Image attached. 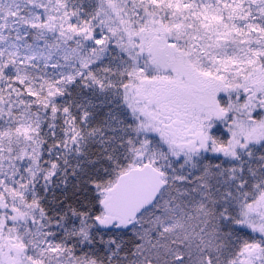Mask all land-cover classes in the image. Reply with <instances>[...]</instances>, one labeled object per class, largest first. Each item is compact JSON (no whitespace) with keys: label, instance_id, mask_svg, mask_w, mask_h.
<instances>
[{"label":"snow or ice","instance_id":"snow-or-ice-1","mask_svg":"<svg viewBox=\"0 0 264 264\" xmlns=\"http://www.w3.org/2000/svg\"><path fill=\"white\" fill-rule=\"evenodd\" d=\"M24 7L30 15H18L10 24L7 16L0 17V42L9 38L3 34L5 28L27 24L35 29L34 39L43 40L44 44L36 45L42 51H34L33 44L26 43L23 47L29 52L25 53L15 42L0 47V119L5 114L13 118L11 123L0 126V264H62L60 257L75 264H96L86 253L74 255L75 245L70 247L66 239L57 237L53 224L62 226L67 216L60 215L55 221L48 216L35 188L41 178L46 181L45 188L53 181L60 170L61 157L45 161L47 168L41 166L45 141L39 135L40 113L32 111L33 105L49 111L52 121L57 113L63 114L65 138L53 147L71 150L70 146H75L79 154L86 136L103 134L100 127H94L85 135L81 127L89 122L93 112L82 108L78 117L69 105L55 102L78 80L83 88L112 92L113 97L107 102L118 99L127 113L113 125L116 117L109 110L107 126L117 133L108 137L109 142H115L104 157L109 167L95 169L85 183L96 190L98 197L107 188L110 200L118 203L123 196L131 195L137 183L151 177L159 189L157 197L162 199L166 193L168 199L164 200L166 207L159 216L150 211L152 206H158L156 199L151 205H137L126 213H113L105 203L103 207L108 211L103 216L71 208L72 214L81 218L73 235L87 240L94 227L127 228L130 224L146 223L148 231L154 225L160 237L155 245L148 242L154 259L163 258L165 264H264V170L250 167L245 175L243 164L227 169L219 163L206 164L190 179L173 167L175 162L182 170L192 160V154L200 150L235 159H239V152H244L252 158L254 145L264 143V131L256 133L257 128L264 130V0H99L87 17L80 16V9L69 10L68 0H25ZM209 10L227 13L228 20L220 15L219 25L203 22L200 18L206 20ZM16 11L22 10L17 6ZM48 33L56 34L55 39L49 41ZM24 38L17 29L16 40ZM110 48L119 52L114 59L120 62L115 66L104 63ZM56 53L64 66L72 70L61 73L57 79L42 76L36 88L29 67H36L32 62L41 58L47 65ZM165 57L167 62L162 63ZM58 66L59 61L53 64ZM164 68L171 69L170 75L174 73L177 80L188 73L193 82L207 88L212 104L208 116L215 123L209 131L211 138L206 137L207 142L202 141L199 147H172L174 142L167 140L157 126L158 121L138 106L136 96L143 88L140 82L155 80ZM10 69L15 70V76L9 75ZM133 88L137 91L133 92ZM13 94L16 100L11 99ZM25 95L32 99L25 100ZM14 107H21L18 115ZM220 123L227 129V140L214 135ZM249 125L255 127L245 133L244 128ZM54 127V123H49V128ZM28 133L35 134L28 136L34 144H25L31 147L32 155L20 148L15 156L3 154L6 144L23 143L21 136ZM25 156L30 164L21 171L14 161ZM182 157L184 162L180 163ZM260 159L264 160V156ZM192 167L197 165L193 163ZM112 173L120 181L115 189L116 181L105 179ZM225 174L227 179L222 180ZM214 180L228 186L222 192L219 188L213 192ZM194 182L192 189L181 187ZM193 193L200 197L194 204L204 223L202 228H191L192 218L179 211L184 198ZM97 203L101 207L99 199ZM140 213H146L148 218L137 220ZM65 234L69 235L67 230Z\"/></svg>","mask_w":264,"mask_h":264},{"label":"trees","instance_id":"trees-1","mask_svg":"<svg viewBox=\"0 0 264 264\" xmlns=\"http://www.w3.org/2000/svg\"><path fill=\"white\" fill-rule=\"evenodd\" d=\"M82 1L88 3V1L92 0ZM93 1L95 6H97V0ZM87 6L88 5H86V7ZM32 37L33 36L29 33L27 40H31ZM118 56L119 52L118 50H115L108 55H105L104 63H110L115 66L120 62L119 59H114V57ZM31 68L32 69H29V72L35 77L36 88H38L41 83L38 76H42V74L44 75L45 73L49 74L51 73V70L54 69L43 65L35 70H33V67ZM112 97V92L101 93L95 87L83 88L78 80L76 83L68 86V92L65 95L58 96L56 98L55 102L58 105H69L72 113L78 117L82 108H87L89 111L94 113L86 125H81L84 129L85 135L88 129L94 127H100L103 134L98 132L95 136H86L85 141L82 143V151L79 154L75 151V146H70L71 150L63 147H54L59 150L57 156L61 157L60 170L57 172L53 181L50 184H47L46 188V181L41 178L36 184V191L42 198L43 206L48 210L47 215L52 217L54 221L59 219L60 215L67 216V219L62 221L63 229H61L60 232L58 230V233L56 234L57 237L66 239V242L70 247L75 245L74 255L80 256L86 253L90 259H94L98 264H165L163 258L159 261L154 259V253L148 243L151 241V243L155 245L160 240L158 232L154 229V225L153 230L150 232L148 231L149 225L146 223L132 224L129 228L131 230H101L99 227H94L90 230L87 240H85L82 235H73V233L78 231L80 227L81 218L79 215L74 216L71 208H76L78 212L88 211L93 215L103 214V210L97 203V200L99 199L100 202L107 188L102 189L101 195L98 197L95 194L96 190H94L90 185L88 186L85 181L93 174L95 169L109 167L108 162L104 159V157L106 155V150H111L115 142H109L108 137L117 135V133L111 132L107 126L108 120L106 117L109 110H111L112 116L116 117V120L112 121L113 125H115L121 117L127 114L126 110L119 106L121 102L118 99L114 100L112 103L107 102L112 99ZM23 98L25 100L32 99L27 95ZM11 99H17L15 94H13ZM89 101L92 102L94 107L89 104ZM100 101H105V103L101 104ZM5 107H7V104ZM13 111L18 115L21 111V107H14ZM32 111H39L40 118L42 120L39 135L45 142L42 145L43 156L39 162L42 167L47 168L48 164L45 163V161L52 159L49 147L53 146L58 140H62V137H65V132L63 131L65 128L64 117L62 113H57V117L55 119V134L57 136L55 135L54 138H52L47 134V130L50 129L49 123H52L51 113L49 111H44L40 105H33ZM12 119V117L5 114L3 119H0V124L4 123V125H7L12 122ZM49 131L52 132L51 130ZM253 150L254 155L252 158H248L247 155H244L239 162L234 163V166L237 167L243 164V167L245 168V175H247V169L250 167L253 169L261 167L262 170H264V160L260 159L261 156H264V143L255 146ZM65 160H67V164L64 163ZM183 162L184 161L182 160L180 161V163ZM175 167L178 172L183 175H187L186 167L181 170L176 163ZM64 169H67V173L64 172ZM74 170L75 174H73ZM42 176L43 173L41 174V177ZM195 176L196 175H189V178L191 179ZM105 179H112L116 181L117 176L115 173H112L111 175L105 177ZM221 179L226 180L227 174H225V176ZM227 186V184L223 183L217 184L214 180L212 191L216 192L217 188H219L222 192ZM181 187L192 189L195 187V182L192 184L181 185ZM217 195H219V193H217ZM165 199H168L166 193L162 199L157 197L156 200L158 206H152L150 211L159 216L163 211V208L166 207V205H164ZM199 199V195L193 193L191 197L184 198V201L179 208V211L182 213L186 212L188 215L198 216V218L191 221L192 223L196 222V228L204 227L202 218L200 217V214L196 210L194 204V201H198ZM209 207H211V205H209ZM141 217L144 219L148 218L146 213H141L140 216L137 217V220H141ZM89 223L91 224L93 221L89 220ZM65 230H67L68 233L70 232L69 235L66 236ZM145 233L147 234L145 235ZM142 235L144 236L143 240L140 239V236ZM112 241H115V243ZM117 244L120 245L119 249L116 248Z\"/></svg>","mask_w":264,"mask_h":264},{"label":"flooded vegetation","instance_id":"flooded-vegetation-1","mask_svg":"<svg viewBox=\"0 0 264 264\" xmlns=\"http://www.w3.org/2000/svg\"><path fill=\"white\" fill-rule=\"evenodd\" d=\"M161 62L166 63L167 58H162ZM170 72L171 69L167 68L160 70L157 78L150 82V85L140 89L138 102L142 103L144 114L158 121L157 126L165 132L167 140L174 142L172 147L176 149L181 147L187 149L191 145L199 147L202 141L207 142L206 137L211 138L209 131L215 123L208 116L212 104L209 101L207 88L193 82L188 73L177 80L175 74L170 75ZM214 135L220 140L229 138L227 129L222 123L217 126ZM257 145L259 144L254 147ZM244 155H246L244 152H239V159H235L200 150L192 154V160L185 165L187 176L198 175L206 164L219 163L225 169L233 167L234 163L239 162ZM181 160L184 161V157ZM193 163L197 165L196 168L192 167ZM188 216L192 218L190 224L192 220L198 218L197 215ZM192 224L197 225L196 222Z\"/></svg>","mask_w":264,"mask_h":264},{"label":"rangeland","instance_id":"rangeland-1","mask_svg":"<svg viewBox=\"0 0 264 264\" xmlns=\"http://www.w3.org/2000/svg\"><path fill=\"white\" fill-rule=\"evenodd\" d=\"M24 3H25V0H0V17L7 16L9 24H10L11 21L13 19H16L18 15H24V16L30 15L29 9L24 7ZM68 3L70 5V9L69 10H71V9H80V16L81 17H87L91 12H93L94 9L97 8L99 1L97 0V3H96L97 6H95L93 0L92 1H88V3H86L85 1H82V0H68ZM86 5H88V6L86 7ZM90 5H91V7H90ZM17 6H19L20 9L22 10L20 13H17V11H16ZM31 7H32V5H29V8H31ZM34 10H38V9H34ZM220 15L224 16V21L228 20V14L227 13H214L211 10L207 11V13H206L207 19L206 20L204 19V17H201L200 19L203 22H205V23H207L209 25L216 26V25L221 24V20L218 19V17ZM75 19L76 18L74 17L73 20L75 21ZM237 22L241 23V24L243 23L242 21H237ZM17 29H19L21 35L25 36V38L23 40H16ZM34 32H35V29L30 28L27 24H16L15 26L5 28L3 34L5 36H8L9 38H8V40L6 42H0V47H7V46L12 45L13 42H15L16 44L21 46L20 49H19L20 52L21 53H25V52H29V49L23 47V45L26 44V43H32L33 46H34L33 47L34 51H42L43 48L42 47L38 48V47H36V45L43 46V44H44L43 40H38L37 41V40L34 39V37H32L31 40H29V41L27 40L28 39L27 38L28 34L30 33L33 36ZM9 33H10V35H9ZM25 34H27V35H25ZM55 35L56 34L48 33L47 34V39L49 41H52V40L55 39ZM115 50H117V49L110 48L109 51L105 55H108L109 53H111V52H113ZM58 61H59V65L60 66L53 67V64H56ZM32 63L37 65L36 67H33V70L37 69L41 65L49 66V67L54 68L53 70H51V73H49V74L45 73L43 75L41 73L43 77H48V78H51V79H57V77H59L61 73L68 72V71L72 70L69 67L64 66V61H63V59H62V57L60 56L59 53H56L52 57V59L47 62V65L45 64V60L43 58L38 59V60H34ZM77 67H78V65H77ZM29 69H32V68L29 67ZM55 69H56V71H55ZM9 75L15 76V70L14 69H10L9 70ZM42 76H38V78L40 79ZM159 78H161V76H159ZM152 81H153L152 79H148V80H142L140 83L144 87H147L148 85L151 84L150 82H152ZM136 91H137V89L133 88V92H136ZM139 96L140 95L136 96L137 101L140 98ZM138 106L139 107H143L142 103H140V101L138 102ZM26 122L30 123V121H26ZM51 122L55 124V120L54 121L51 120ZM0 126H5V125H4V123H2V124H0ZM65 127H66V125H65ZM254 127H255V125H249L246 128H244V132L245 133L252 132ZM55 128H56V124H55L54 128H50L49 129L52 132H50L49 130H47L48 132L46 131L47 134L50 137H52V138H54L52 133L55 132ZM261 131H264V130H261V129H258V128L256 129V133H260ZM28 136L35 137V134L34 133L23 134L21 136V140L23 141V143L17 144L16 142H13L12 144H6L3 154L5 156H15L17 148H20V149H23L25 152H27L29 155H32L31 147H25V144L33 145L34 144V139H28ZM64 138L62 137V139H64ZM9 148L12 149L11 152L8 151ZM49 151H50V155L52 157L51 160H56L57 159V155L59 153V150H57L53 146H50L49 147ZM3 163H4L5 168L7 170L8 161L5 160ZM14 163L16 164V166L18 168H20L21 171H23L24 168L29 166L30 161H29L28 157L25 156V157H23L20 160H15ZM17 179H19L18 176H17ZM35 188H36V185H35ZM26 195L30 199L31 192H28ZM256 222L259 223L260 221L257 220ZM189 226L191 228H193V229L196 228L194 226V224H190L189 223ZM61 229H63V223H62V226L53 224V229L52 230H54L56 233H58V230L60 232ZM59 259L62 261V264H75V261H71L70 262L69 260L65 259L64 257H60ZM54 264H55V262H54ZM96 264H98V263H96Z\"/></svg>","mask_w":264,"mask_h":264},{"label":"water","instance_id":"water-1","mask_svg":"<svg viewBox=\"0 0 264 264\" xmlns=\"http://www.w3.org/2000/svg\"><path fill=\"white\" fill-rule=\"evenodd\" d=\"M120 184L119 179H116V184L113 185V189L116 188L117 185ZM159 189L155 188L154 180L151 177H145L142 181L137 183L132 189H131V195H125L123 196L118 203H113L110 200L111 192L108 191V189L105 190L103 197L100 200L101 208L103 210V216L108 209L104 208L103 205L105 203H108L111 206V210L113 213H126L128 212L132 207H135L139 205L142 207L144 204H152L153 199H157V192ZM138 210V209H137ZM141 214V213H140ZM137 219V218H136ZM132 226L130 224L127 228L123 227H99L102 230H127Z\"/></svg>","mask_w":264,"mask_h":264},{"label":"clouds","instance_id":"clouds-1","mask_svg":"<svg viewBox=\"0 0 264 264\" xmlns=\"http://www.w3.org/2000/svg\"><path fill=\"white\" fill-rule=\"evenodd\" d=\"M129 230H131V229H129Z\"/></svg>","mask_w":264,"mask_h":264}]
</instances>
